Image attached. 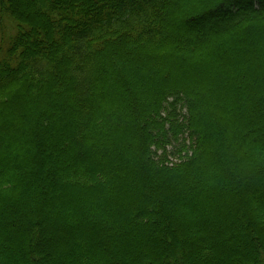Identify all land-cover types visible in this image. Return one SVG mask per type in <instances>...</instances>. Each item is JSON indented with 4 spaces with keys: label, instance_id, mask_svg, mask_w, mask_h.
<instances>
[{
    "label": "trees",
    "instance_id": "trees-1",
    "mask_svg": "<svg viewBox=\"0 0 264 264\" xmlns=\"http://www.w3.org/2000/svg\"><path fill=\"white\" fill-rule=\"evenodd\" d=\"M0 264H264V0H0Z\"/></svg>",
    "mask_w": 264,
    "mask_h": 264
},
{
    "label": "rangeland",
    "instance_id": "rangeland-1",
    "mask_svg": "<svg viewBox=\"0 0 264 264\" xmlns=\"http://www.w3.org/2000/svg\"><path fill=\"white\" fill-rule=\"evenodd\" d=\"M1 33H2V31H1Z\"/></svg>",
    "mask_w": 264,
    "mask_h": 264
}]
</instances>
